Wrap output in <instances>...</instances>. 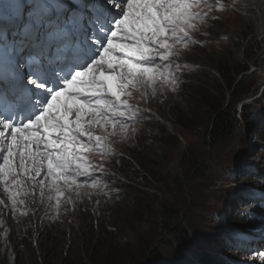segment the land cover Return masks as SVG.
I'll return each mask as SVG.
<instances>
[{
	"label": "rangeland",
	"instance_id": "374dc122",
	"mask_svg": "<svg viewBox=\"0 0 264 264\" xmlns=\"http://www.w3.org/2000/svg\"><path fill=\"white\" fill-rule=\"evenodd\" d=\"M201 12L207 15L188 29L189 45L172 42V61L128 91L139 113L129 111L122 130L95 128L112 148L85 152L89 175L75 177L81 181L65 188L59 207L55 190L44 189L41 196L32 181L24 185L27 209L21 205L16 211L0 193V252L8 264H198L201 254L217 256L212 250L233 232L242 234L249 221L264 218L251 193L264 192L259 185L264 182V141L252 127L257 120L264 123V71L249 66L235 74L231 88L245 83L232 93L217 70L206 67L210 59L233 71L247 67L236 36L248 25L264 59V0H213ZM198 88L204 97L197 96ZM220 108L235 113L240 126L212 144L206 131ZM244 111L246 119L240 117ZM157 150L153 169L141 171L137 162H153L148 154ZM182 158L203 163L206 176L193 179L186 172L179 183ZM90 176L96 179L88 184ZM169 209L188 232L183 246H162L158 240ZM226 249L231 253L225 260L247 264L256 257ZM42 250L45 261L38 254ZM152 250L158 257L151 263Z\"/></svg>",
	"mask_w": 264,
	"mask_h": 264
},
{
	"label": "snow or ice",
	"instance_id": "6c2138e0",
	"mask_svg": "<svg viewBox=\"0 0 264 264\" xmlns=\"http://www.w3.org/2000/svg\"><path fill=\"white\" fill-rule=\"evenodd\" d=\"M46 6L42 0H26L27 12L19 5L13 15L0 16V34H23L17 53L27 49L23 64H17L9 54L0 58V89L10 91L23 87L34 77L48 75V67L61 60L69 51H75L74 36L81 31L83 8L77 3L67 17L57 0ZM122 9L114 20L103 54L85 70L71 74L63 85L49 89L37 82L36 87L48 90V102L34 119L14 126L12 122L0 125V179L11 188L9 199L15 206L16 194L24 188L26 178L39 187L55 190L57 207L65 188L71 189L77 175H89L82 153L94 141L102 149V137L90 130L98 126L107 130L117 121L123 123L131 105L122 97L129 88L138 87L155 77L172 54L173 42L184 43L187 29L195 27L200 14L194 6L200 0H121ZM106 64L111 74L99 71ZM33 71L26 78L21 68ZM83 68V67H82ZM110 96L112 99H104ZM75 119H70V114ZM88 118L85 123V118ZM9 141L7 146L3 141ZM42 161H46V164ZM63 185V186H62ZM16 189V194L11 189ZM51 199V197H49Z\"/></svg>",
	"mask_w": 264,
	"mask_h": 264
},
{
	"label": "trees",
	"instance_id": "16d2710c",
	"mask_svg": "<svg viewBox=\"0 0 264 264\" xmlns=\"http://www.w3.org/2000/svg\"><path fill=\"white\" fill-rule=\"evenodd\" d=\"M237 43L236 48L239 50L243 56L246 58L248 63L247 67H244L240 71H233V69H228V67L225 64H221L219 62L214 63L213 59H210V65L206 66L207 68L216 69L218 75L220 76L221 80L225 83L224 87L230 89V92L234 93L235 90H237L240 86L243 85L242 81H239L235 84L233 88H231V83L233 81L235 82V74L237 73L242 74V72H246L249 68V66L253 67L255 70H263L264 71V59L261 58L263 56L262 48L260 46V43L255 40L254 37V28L251 26L242 27L238 35L236 36ZM212 63L215 65L213 67ZM246 78V77H245ZM244 78V79H245ZM200 84V83H199ZM205 91L201 90V88H198V94L197 96L199 98L204 97ZM242 119H246V111L243 112L242 115H240ZM253 131L256 138L264 141V123L261 120H257L256 123H253ZM240 126V123L238 119L236 118L235 113H231L228 110H225L224 108L217 109L215 113L213 114V117L211 119V122L209 124V127L206 131V136L210 143L216 144L220 140H224L226 138L231 137V135L236 131L237 127ZM263 146V145H261ZM159 150L155 151L150 155L149 157L153 155V162L152 160L149 161V158H145L144 160H141L137 162L138 167L141 169V171L147 172L149 169H153L155 161L159 157ZM127 157H130L129 155H126ZM180 171L178 174L177 179L180 183V179L183 177V174L188 172V176H191L193 179H201L204 178L208 172L207 167L203 163H197L195 161H187L185 158L181 159L180 162ZM130 188V187H129ZM247 226L252 227V225L247 224ZM158 240L160 241L162 246H170V244L176 245V246H183L185 241L188 238V232L187 230L182 226V224H179V217L175 215L173 210H166L163 213L162 219L160 221L158 230ZM42 246V245H40ZM55 247V245H54ZM42 248V247H41ZM222 249L219 250V253H221ZM38 254L41 255L42 259L46 260V254L45 251L42 250V252H38ZM203 258H201V264H222L223 261L217 258L209 257L208 254H201ZM37 257V256H36ZM158 255L156 256V250H152L149 253L148 262H154L157 260ZM0 264H8L7 259L5 256H3L0 252Z\"/></svg>",
	"mask_w": 264,
	"mask_h": 264
},
{
	"label": "bare ground",
	"instance_id": "6f19581e",
	"mask_svg": "<svg viewBox=\"0 0 264 264\" xmlns=\"http://www.w3.org/2000/svg\"><path fill=\"white\" fill-rule=\"evenodd\" d=\"M23 94H24V92L21 93V96H22ZM19 97H20V96H19ZM16 98H17V100L19 99L18 97H16Z\"/></svg>",
	"mask_w": 264,
	"mask_h": 264
}]
</instances>
